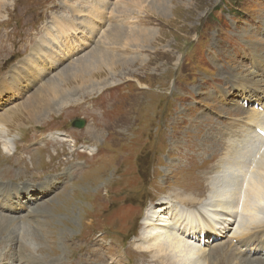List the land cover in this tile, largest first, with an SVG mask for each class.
<instances>
[{"label": "rangeland", "instance_id": "rangeland-1", "mask_svg": "<svg viewBox=\"0 0 264 264\" xmlns=\"http://www.w3.org/2000/svg\"><path fill=\"white\" fill-rule=\"evenodd\" d=\"M168 1L164 17L153 9L156 5L148 9L133 0L128 15L112 10L95 13L97 5L92 7L88 0H0V86L23 62L31 63L30 52L45 28L57 25L68 13L66 23L77 18L76 26L93 16L90 20L100 25L98 48H103L105 28L115 24L114 15L122 27L155 32L152 39L142 38L145 47L140 50L122 42L106 48L135 56V62L127 67L103 65L93 78L100 82L109 78L108 86L83 96L78 89L68 91L76 92L70 95L71 104L60 103L57 111H45L40 119L32 117L34 111L23 110V104L47 80L60 79L66 89L75 87L73 80L82 81L67 80L63 72L91 54L90 45L60 58L42 83L29 76L18 81L19 86L2 89L0 117L6 116L1 123L8 121V129L0 135V217L24 222L26 227L20 228L24 231L18 234L17 226L9 237L17 236L29 249L24 253L18 247V253L13 247L15 257L11 254L5 264H146L137 260L141 251L132 244L146 210L178 193L205 200L210 180L223 170L217 163L227 157L233 133L237 128L242 131L254 110L263 111L264 0ZM81 36L75 28L69 40L78 42ZM261 71L255 87L252 82ZM78 118L85 120L82 128L73 127ZM256 131L264 137V131ZM56 134L63 140L55 139ZM5 137L13 142V154L4 148ZM75 152L80 153L81 171L63 177V193L43 190L39 185L44 181L68 173L71 166L60 163L73 159ZM20 187L28 190L15 194ZM29 196L37 199L30 202ZM225 222L241 234L234 216ZM263 229L264 225L256 229L259 235L248 245L232 231L211 244L198 239L188 247L203 246L210 255L206 264H264ZM6 250L0 248V263ZM161 259L164 264H184L178 256Z\"/></svg>", "mask_w": 264, "mask_h": 264}, {"label": "bare ground", "instance_id": "bare-ground-1", "mask_svg": "<svg viewBox=\"0 0 264 264\" xmlns=\"http://www.w3.org/2000/svg\"><path fill=\"white\" fill-rule=\"evenodd\" d=\"M94 1L95 3H99L98 5L101 6L102 10L105 12L110 10H112V12L116 11V0L113 2H109L107 0ZM129 1L131 2V0ZM133 1L139 5L146 4L147 8L150 5H152V8L156 5L158 9H153L156 12L158 11V14H163L164 17L167 15L170 6L168 0ZM130 2L127 1L128 4H130ZM1 11L2 5H0V12ZM73 19L74 20L69 19V22L67 23V20L60 19L57 25H53L51 28L46 27L44 33L46 38H43V36L38 43H36V46L32 48V52H30L31 55L29 58L32 60L31 63L23 62L22 65L18 66L17 70H14V75H9L5 80V84L0 86L1 93L4 87L9 85L15 87L19 84L18 81L22 82L23 78L29 76H35V80H38L37 83H40L43 78L49 74L48 72L50 70L60 64V58H67L70 55H75L81 47L86 48L90 45V47H92L91 50L89 49L91 54L88 53L82 58L77 59L78 61H74V64L63 72L65 79L67 80L80 77L83 79L82 81L77 82L73 80L74 82L72 84H75V87L72 89L62 87L61 84H63V82H60V79H50L49 81L47 80L48 82L44 81L45 83L43 85L37 87V93L35 92L33 97L23 104V107L25 106L23 110L27 108L30 109V111L35 112L33 115L32 113L30 114L33 118L40 119L45 111L47 113L52 110L57 111V107L60 103L63 107L69 106L72 101L71 96L76 92L74 91L71 95L67 93L68 91L71 93V90L78 89L77 93L82 92L83 96L87 93H94L95 91L102 90L105 87L104 85L108 86L110 84L108 80L109 78L100 82L101 80H96L93 76H95L96 73L102 72V67H104L103 65L106 66L110 64L115 67L130 66L131 63L135 62V56L127 57L119 52L114 54L107 51L106 48H111L112 46L116 47L118 43L120 44L122 42L125 46L134 45L132 48L140 50L141 47H145L143 46L144 44L140 43L142 38L146 37L148 39H152L155 33L153 30H146L145 28L136 29L131 27H122L117 23L116 16L114 15L111 19L115 21V24L111 23L108 29L105 28L108 30L104 33L105 41H101L102 44H100L103 45V48H98L99 37L97 35L100 34V25L97 21L93 22L86 18L87 20H81L80 24L76 26V22L74 21L75 19L77 20V18ZM112 25H116L118 27L113 28ZM75 28H79L82 34L81 39L78 42L69 40L70 34ZM75 35L76 33L74 36ZM97 37L98 39H96ZM35 63L37 64V69L32 70L31 65ZM108 70L111 71V69ZM261 72L262 74L256 75V78L254 77L252 84H255V87L257 86V83L260 82L259 78L263 75V71ZM51 74H53V72ZM65 79L63 81H67ZM33 84L34 82H29V86H33ZM47 88L51 93L47 90L49 93L46 94ZM50 95L52 96L51 98ZM262 110V112H258V110H254V112L252 111L253 114L248 116L249 121L246 123L245 127H243L242 131L240 130L241 128H237V132L233 133L232 138L230 139L231 146L227 149V157L221 158V160L217 163V167L221 166L223 170L217 168V175L215 173L208 184L209 191L205 200H200V198L192 195L184 198L179 196L180 193H178L175 196L162 198L157 204L150 206V208L146 210L139 235L132 241L133 246L141 251V254L137 255L142 256L138 257L137 260L142 258L146 264H164L159 261L164 256L165 261H167L166 257L178 256V260L184 264H206L210 255L206 250L201 248L203 246L189 250V243L193 244L200 239L205 244H211L214 240L227 237L232 231V234L236 235L238 239L240 238L242 244L244 245H248L252 239L255 240L257 238L259 234L256 229L264 225V143L261 145L258 144L260 140H264V137L257 135L256 131L258 128L264 131V106ZM5 119V115L0 117V135H5L6 130L8 129V121H6V124H2ZM61 135L62 134H56L55 139L62 137ZM233 136L235 138H233ZM254 136L256 139L252 140V137L254 138ZM3 142L4 148L11 154L13 151L11 148V145L13 144L12 140L6 138ZM13 153L14 152H12V154ZM79 154V152H75L73 154V159L64 160L60 163L61 165L71 166L68 173H63L62 177H58L52 181H44L39 186L45 191L55 188L57 190L56 194L58 195L63 193L61 191L62 186L65 184L63 177L67 175L68 177L70 175L75 177V175L81 171V169L79 170L80 164L77 160ZM233 166H236V169H234ZM244 174L245 178L243 176ZM26 190H28V187H20L13 191L18 195L20 192ZM44 195L45 194L43 193L40 198ZM36 199L37 198L35 197L29 196L28 201L33 202ZM203 205L207 207L203 209L201 207ZM13 211L19 212L21 210L13 209ZM247 211H249L248 213H250V216L246 217ZM230 216H234L235 221L241 228V234L234 231L230 225L227 227L228 225L225 224V221H227ZM8 219L9 220L6 221L2 220L0 217V233L7 229L6 235L0 240V248H7L4 258L2 259V263L0 264H5L11 254L15 257L13 247H17V249L19 247L20 251L29 253V249L17 236L9 237L10 235L15 234V232L9 233L13 231L12 229L16 230L18 226L19 234L24 231V229L20 228L26 227V225L24 222L16 223L12 217ZM231 221H234V219ZM237 233L240 235H237ZM246 234L247 236H245ZM260 237L261 236H259V239ZM9 242V246H6L5 243ZM127 249L128 248H125V251ZM163 249L164 251L162 252ZM166 249L169 251L168 253H165ZM127 253L129 252L127 251ZM261 253H264V245L261 248ZM204 256L206 257L203 262ZM30 258L31 256L29 259Z\"/></svg>", "mask_w": 264, "mask_h": 264}, {"label": "water", "instance_id": "water-1", "mask_svg": "<svg viewBox=\"0 0 264 264\" xmlns=\"http://www.w3.org/2000/svg\"><path fill=\"white\" fill-rule=\"evenodd\" d=\"M84 124H85V121L78 119L75 121L73 126L76 128H82L84 126Z\"/></svg>", "mask_w": 264, "mask_h": 264}, {"label": "trees", "instance_id": "trees-1", "mask_svg": "<svg viewBox=\"0 0 264 264\" xmlns=\"http://www.w3.org/2000/svg\"><path fill=\"white\" fill-rule=\"evenodd\" d=\"M224 1V0H223ZM228 4V3H227Z\"/></svg>", "mask_w": 264, "mask_h": 264}]
</instances>
